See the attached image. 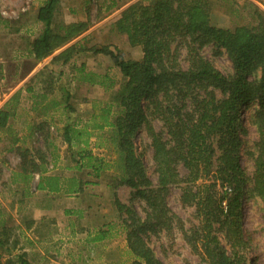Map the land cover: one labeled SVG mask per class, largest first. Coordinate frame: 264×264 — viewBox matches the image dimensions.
Masks as SVG:
<instances>
[{
	"label": "trees",
	"instance_id": "obj_1",
	"mask_svg": "<svg viewBox=\"0 0 264 264\" xmlns=\"http://www.w3.org/2000/svg\"><path fill=\"white\" fill-rule=\"evenodd\" d=\"M58 1L48 0L38 10L45 28L31 43L36 59L86 29L70 25L61 34L54 28ZM256 1L264 5V0ZM215 4L216 0H138L126 7L116 28L127 34L130 45L141 47L142 57L125 59L106 46L90 48L109 54L125 83L110 100L95 103L84 122H71L63 129V141L69 147L79 146L77 172L88 170L98 179L117 163L122 173L117 183L136 189V195L145 199V218L116 199L119 210L126 207L129 214L125 224L128 246L135 256L131 264H165L144 235L171 228L174 215L166 195L178 183L184 184L183 201L195 206L200 218L188 241L201 250L204 264H258L245 252L243 201L246 195L264 201V12L255 3L245 2L253 21L222 27L212 23ZM208 45L228 55L231 73H224L204 55ZM76 49V44L68 48V56ZM84 68L81 65L79 72ZM81 79L113 85L107 76L95 72H86ZM249 109V123L256 132L249 151L253 160L250 176L240 160L243 117ZM155 121L161 123L160 129ZM143 132L150 138L156 183L146 174L143 153L135 140ZM110 143L117 160L94 151L110 150ZM180 167L186 169L185 175ZM89 182L82 176L46 174L36 188L77 193ZM105 234L101 230L100 235ZM24 255L9 263L31 264Z\"/></svg>",
	"mask_w": 264,
	"mask_h": 264
},
{
	"label": "rangeland",
	"instance_id": "obj_2",
	"mask_svg": "<svg viewBox=\"0 0 264 264\" xmlns=\"http://www.w3.org/2000/svg\"><path fill=\"white\" fill-rule=\"evenodd\" d=\"M0 1L7 2V0ZM47 1L44 0V3ZM68 1L70 4L69 9L67 10L66 6L60 10L55 22H58L59 25L71 21V25H77V27L81 25L86 29L75 35L77 49L74 65L70 63V66H68L60 62L56 65L57 67L52 74L53 77H51V74L43 75L45 80H48L46 78L48 76L58 82L57 84H68L67 86L71 87V92H73L71 93L73 97L66 101V94L63 89L55 91L57 99L60 98L64 102L59 106L60 112L57 113V125H62L65 122L81 124L89 116L95 103L110 100L114 93L125 83V79L118 66L114 64L113 58L109 54L94 52L90 48L106 46L111 50L119 51L125 59H140L143 55L141 47L130 45L127 34L119 32L115 23L119 19L122 10L138 0ZM245 2L255 3L264 12V5L256 0H216L211 14L212 23L230 28L251 23L253 21L251 10L245 5ZM121 7L124 8L121 9ZM100 22H102L101 25L98 24ZM90 25H92V29L90 28L89 31L87 28ZM94 26L95 28L100 27L99 30L91 31L95 30L93 29ZM59 32L66 34V30L60 29ZM78 49H85L86 51L77 52ZM185 51L186 49L183 47V55ZM204 55L211 59L216 67L224 73L228 74L233 71L232 61L225 52H218V49L215 50L212 45H208L204 48ZM83 64L85 65L84 72H79V68ZM86 72H95L101 76L105 75L108 77V83L113 81V85L106 87L100 84L98 81L101 78H97V82L82 80L81 77ZM77 81L85 82L86 85L77 87L75 83ZM73 82L75 83L74 86H72ZM250 113L251 109L246 110L243 117L245 131L242 133L243 150L240 159L242 167L249 176L253 172V160L249 155V151L253 149L256 140V132L249 123ZM154 124L157 129L161 128L160 122L155 121ZM135 140L139 151L143 153L146 174L156 183L157 176L154 172L155 166L152 159L153 152L150 147V138L143 132ZM108 146L110 150L94 148V151L96 153L102 152L101 154L104 156L117 160L118 155L114 152L113 144L110 143ZM78 147H69L68 145L67 147H59L57 162L61 167L59 168L60 172L67 171V166L70 168L69 170L76 171L73 170L72 166L76 165L77 156L75 154ZM180 171L182 175L186 174L184 167H180ZM88 172V170H83L78 173L86 180L93 182L96 178ZM121 174V167L115 163L97 179L105 183L108 182V185L113 188L115 198L112 203L109 204L107 200L98 198L93 191H87L81 202L79 210H81L83 216L76 217V226H87L93 233L99 228H108L110 232L104 242L86 241L82 243L76 240L73 242L74 246L64 250L65 255L70 256L75 261L77 260V264H131L135 259L127 242L125 222L128 220L129 214L126 212V207L119 210L116 199L118 198L124 206L129 207L142 218H145L148 207L145 199L136 195V189L117 183ZM6 175L7 172L0 170V264H10L9 259L17 260L21 254H25L26 259L36 260L35 250L31 248L27 251L23 250L27 245L23 236H17L18 239L13 237L12 240H16V242L13 241L15 247L7 249V224H9V221L12 224L15 223V220L7 217V194L8 199L11 198L10 195L15 191V188L7 185ZM97 180L95 182H98ZM183 185V183L171 185L166 195L170 212L174 215L171 228L160 229L156 233L146 231L145 241L165 264H204L201 250L193 247L188 241L192 230L199 224L200 218L196 214L195 206L188 205L183 201ZM63 209L64 207L61 204L59 207L61 217L63 216ZM243 214L245 236L248 242L246 255L251 261L257 260L258 264H264V201L256 196L246 195L243 201ZM219 234L223 244L229 248L224 234L222 232H219Z\"/></svg>",
	"mask_w": 264,
	"mask_h": 264
},
{
	"label": "crops",
	"instance_id": "obj_3",
	"mask_svg": "<svg viewBox=\"0 0 264 264\" xmlns=\"http://www.w3.org/2000/svg\"><path fill=\"white\" fill-rule=\"evenodd\" d=\"M44 4V0L0 1V170L7 172V185L15 188L11 198L8 199L7 194V217L15 220L7 224V249L15 247L13 237L23 236L27 244L23 250L31 248L37 256L36 260L27 259L31 264H77L64 250L74 246L76 240L104 242L110 232L108 228H99L93 233L87 226H76V217L83 216L79 207L86 192H95L109 204L115 197L113 188L100 179L84 184L77 193L36 188L39 178L46 174L81 177L68 166L67 171L60 172L57 162L59 147H67L62 137L63 127L70 122L57 125L59 106L64 102L57 99L55 91L63 89L66 101L73 97V92L68 84H57L54 79L43 77L45 74L53 77L60 62L74 65L75 51L68 56L66 50L75 45L76 36L48 56L36 59L31 43L45 28L38 19V10ZM66 6L68 10V0L57 2L53 17L56 29L68 30L71 25V21L59 25L55 22L59 11ZM91 26L87 30L92 29ZM99 28L94 26L95 30L91 31ZM83 51L86 50L77 52ZM75 83L77 87L86 85L82 81ZM72 167L76 170L75 165ZM101 230L106 231L104 236L100 235Z\"/></svg>",
	"mask_w": 264,
	"mask_h": 264
}]
</instances>
